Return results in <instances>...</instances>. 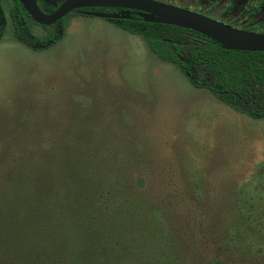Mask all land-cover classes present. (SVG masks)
Wrapping results in <instances>:
<instances>
[{"label": "rangeland", "instance_id": "obj_1", "mask_svg": "<svg viewBox=\"0 0 264 264\" xmlns=\"http://www.w3.org/2000/svg\"><path fill=\"white\" fill-rule=\"evenodd\" d=\"M225 1L205 11L264 30V0ZM0 4L2 211L52 210L58 264H264V116L193 85L115 21L69 13L37 49Z\"/></svg>", "mask_w": 264, "mask_h": 264}, {"label": "trees", "instance_id": "obj_2", "mask_svg": "<svg viewBox=\"0 0 264 264\" xmlns=\"http://www.w3.org/2000/svg\"><path fill=\"white\" fill-rule=\"evenodd\" d=\"M9 12L17 37L32 48H46L61 34L60 26L55 35L44 39L37 37L30 31L27 24L30 17L18 0H13ZM5 21L0 4V38ZM119 25L143 37L159 57L177 65L193 85L210 89L221 100L252 118L264 116V50L226 49L197 31L171 24L127 19L120 21ZM25 184L28 187V183ZM22 188L23 184L18 187ZM23 200L24 197L18 194L14 203L21 204ZM27 201L35 203V198L29 197ZM32 208L29 214L14 209L6 214L0 209V264H58L57 259L66 261L61 257V251L67 249L63 232H58V223L49 225L50 221L58 222L50 215L54 212L45 205V212L34 213ZM4 235L8 236L5 241ZM61 240L63 245L59 244ZM68 250L69 253L72 251L75 260L77 251ZM213 264L224 263L215 260Z\"/></svg>", "mask_w": 264, "mask_h": 264}, {"label": "water", "instance_id": "obj_3", "mask_svg": "<svg viewBox=\"0 0 264 264\" xmlns=\"http://www.w3.org/2000/svg\"><path fill=\"white\" fill-rule=\"evenodd\" d=\"M30 17L40 24H51L77 6L106 4L107 2L142 11L145 21L176 25L197 31L232 50L263 51L264 32L248 31L230 26L199 12L157 0H66L53 13L40 10L36 0H18ZM101 17L116 14L96 13Z\"/></svg>", "mask_w": 264, "mask_h": 264}, {"label": "flooded vegetation", "instance_id": "obj_4", "mask_svg": "<svg viewBox=\"0 0 264 264\" xmlns=\"http://www.w3.org/2000/svg\"><path fill=\"white\" fill-rule=\"evenodd\" d=\"M64 1H66V0H36L37 5L40 8V10L46 14L53 13ZM157 1L173 4V5L180 6V7H184V8L190 9L192 11L207 15L211 18H214V17L210 16L209 14H207V12L205 11V5H206L205 3H207V0H185L187 3V6H181V5L169 2L167 0H157ZM195 3L200 5L199 8H192V7L188 6V5H192ZM223 4H226L225 0H221L220 4L217 5L216 10H219ZM69 13H76L80 16L98 17V18H102V19H105L108 21H115L118 24V26H120L119 25L120 21L127 20V19L133 20V21L144 20L143 17L141 16L142 11L139 9L129 8L127 6L107 2L106 4H93V5H83V6L74 7L71 10H69L68 12H66L62 17L57 19L55 22H53L51 24H41V25H51V26L55 27L56 32L51 34V35H55L56 33H58L59 27L60 26L62 27V22L64 21L65 16ZM96 13L116 14L117 16H115V17H101V16H98ZM28 16L30 17L29 14H28ZM214 19L219 20L217 18H214ZM28 20L29 19H27V21ZM30 20L35 22L31 17H30ZM219 21L226 23L230 26L237 27V26H234L230 23L224 22L223 20H219ZM35 23H37V22H35ZM37 24H40V23H37ZM237 28H240V27H237ZM240 29H244V30H248V31H256V32H264V30H254V29H250V28H240Z\"/></svg>", "mask_w": 264, "mask_h": 264}]
</instances>
